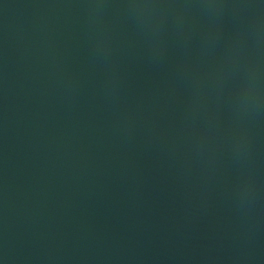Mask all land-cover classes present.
<instances>
[{"label":"water","instance_id":"1","mask_svg":"<svg viewBox=\"0 0 264 264\" xmlns=\"http://www.w3.org/2000/svg\"><path fill=\"white\" fill-rule=\"evenodd\" d=\"M0 264H222L142 0H0Z\"/></svg>","mask_w":264,"mask_h":264}]
</instances>
